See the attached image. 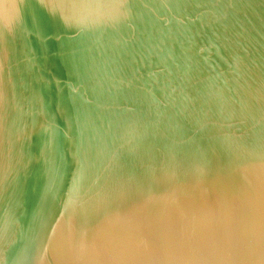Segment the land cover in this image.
<instances>
[{
    "label": "water",
    "instance_id": "95a60500",
    "mask_svg": "<svg viewBox=\"0 0 264 264\" xmlns=\"http://www.w3.org/2000/svg\"><path fill=\"white\" fill-rule=\"evenodd\" d=\"M0 264H264V0H0Z\"/></svg>",
    "mask_w": 264,
    "mask_h": 264
}]
</instances>
